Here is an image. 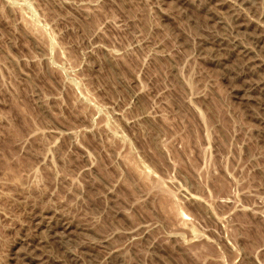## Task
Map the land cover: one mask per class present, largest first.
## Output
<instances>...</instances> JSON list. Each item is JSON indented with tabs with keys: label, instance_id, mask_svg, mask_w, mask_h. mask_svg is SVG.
Here are the masks:
<instances>
[{
	"label": "rangeland",
	"instance_id": "374dc122",
	"mask_svg": "<svg viewBox=\"0 0 264 264\" xmlns=\"http://www.w3.org/2000/svg\"><path fill=\"white\" fill-rule=\"evenodd\" d=\"M0 264H264V0H0Z\"/></svg>",
	"mask_w": 264,
	"mask_h": 264
}]
</instances>
